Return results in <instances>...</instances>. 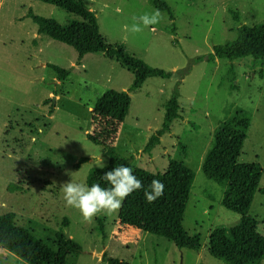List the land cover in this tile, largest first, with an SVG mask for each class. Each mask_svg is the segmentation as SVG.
Instances as JSON below:
<instances>
[{
	"label": "rangeland",
	"instance_id": "1",
	"mask_svg": "<svg viewBox=\"0 0 264 264\" xmlns=\"http://www.w3.org/2000/svg\"><path fill=\"white\" fill-rule=\"evenodd\" d=\"M84 1L95 12L106 44L122 46L129 55L172 73L148 77L130 92L115 146L119 155L132 158V169L162 173L174 159L193 171L182 225L187 234L200 235V248L178 249L166 238L121 224L120 207L85 220L66 205L61 185H86L89 169L108 162L105 148L87 136L96 99L106 90H128L134 72L102 52L87 53L78 61L71 46L38 34L29 11L60 25L77 18L38 0H0V218L54 250L55 234L68 233L81 251L69 254L65 264H224L209 254L208 239L240 216L221 205L225 186L208 179L201 166L216 127L235 116L247 119L239 161L257 162L263 169L247 213L262 219L264 59L207 57L214 46L234 41L241 24L264 23V0H163L173 17L155 8L152 2L158 0ZM153 10L161 13L158 24L138 33L125 29L135 22L133 17ZM197 57L203 58L192 62ZM48 64L69 70V75L58 80ZM175 91L178 117L160 143L144 152L148 139L162 127L166 102ZM0 264L30 263L0 245ZM258 264H264V257Z\"/></svg>",
	"mask_w": 264,
	"mask_h": 264
},
{
	"label": "trees",
	"instance_id": "2",
	"mask_svg": "<svg viewBox=\"0 0 264 264\" xmlns=\"http://www.w3.org/2000/svg\"><path fill=\"white\" fill-rule=\"evenodd\" d=\"M38 1L62 8L77 17L60 25L54 19L29 11L28 17L36 24L38 34L71 46L77 52L78 61L87 53L102 52L107 57L121 60L133 69L134 81L128 90H106L96 99L91 110L92 129L87 136L91 142L105 148L108 162L103 168L89 169L86 185L90 187L93 183H99L102 187H108L107 182L101 180L105 172L120 165L131 167L132 158L119 155L115 146L118 128L129 111L130 92L140 88L148 77L168 78L172 73L152 67L143 60L129 55L122 46L106 44L100 34L95 12L84 0ZM158 1L159 4L152 2L155 8L166 11L173 17L168 5L163 0ZM234 16L235 19L238 18L237 13H234ZM247 56L264 59V23L252 26L241 24L236 39L224 45L214 46L207 59L213 60L218 57L232 61ZM202 58H194L192 62H198ZM48 66L57 74L58 80H64L69 75L67 69L54 64ZM189 70L190 68L183 70L180 78L183 79ZM178 109V92L175 91L166 102L162 127L148 139L143 148L144 152L151 151L160 143V137L170 131L171 122L179 115ZM52 110L53 108L49 112ZM248 127L249 121L240 115L221 122L214 130L211 146L206 151L201 166L203 174L208 179L225 186L220 200L221 205L240 216L235 224L220 227L209 236V254L222 260L224 264H258L264 257V214L260 221L247 214L263 169L257 162L239 161ZM181 147L185 153V147ZM133 174L142 182L143 188L133 191L122 201L118 221L166 238L178 249L198 250L200 235L187 234L182 225L194 180L193 171L183 162L169 159L168 166L162 173H152L136 167ZM153 179L164 184V192L162 196L149 203L144 196V190L148 189ZM259 192L264 194V188L259 189ZM64 222L66 226L67 220ZM102 237L105 238L104 232ZM55 239L57 248L54 250L35 241L27 230L16 227L8 218H0V245L9 248L30 264H65L69 254L80 253L81 247L70 237L66 238L62 230L55 234Z\"/></svg>",
	"mask_w": 264,
	"mask_h": 264
},
{
	"label": "clouds",
	"instance_id": "3",
	"mask_svg": "<svg viewBox=\"0 0 264 264\" xmlns=\"http://www.w3.org/2000/svg\"><path fill=\"white\" fill-rule=\"evenodd\" d=\"M161 18L159 10L145 12L138 17H133L135 22L130 27L125 26V29L132 33H138L144 27L158 24ZM99 167H104L102 160ZM101 180L107 182L108 187H102L99 183H93L89 187L71 181L61 185L66 205L78 209L85 220H90L101 212L110 213L115 211L128 195L143 188L142 182L133 174V169L125 165H120L105 172L101 176ZM163 192L164 184L153 179L148 189L144 190V196L151 203L162 196ZM3 206L6 207V204Z\"/></svg>",
	"mask_w": 264,
	"mask_h": 264
},
{
	"label": "water",
	"instance_id": "4",
	"mask_svg": "<svg viewBox=\"0 0 264 264\" xmlns=\"http://www.w3.org/2000/svg\"><path fill=\"white\" fill-rule=\"evenodd\" d=\"M65 237H66V238H69V235H68V233H65Z\"/></svg>",
	"mask_w": 264,
	"mask_h": 264
}]
</instances>
